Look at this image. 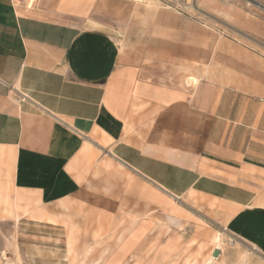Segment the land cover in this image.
Here are the masks:
<instances>
[{"label": "crops", "instance_id": "1", "mask_svg": "<svg viewBox=\"0 0 264 264\" xmlns=\"http://www.w3.org/2000/svg\"><path fill=\"white\" fill-rule=\"evenodd\" d=\"M125 37L208 70L152 83L111 29L0 0V228L56 224L92 264H180L200 243L202 264H264V100L226 81L207 24L165 13Z\"/></svg>", "mask_w": 264, "mask_h": 264}, {"label": "rangeland", "instance_id": "2", "mask_svg": "<svg viewBox=\"0 0 264 264\" xmlns=\"http://www.w3.org/2000/svg\"><path fill=\"white\" fill-rule=\"evenodd\" d=\"M16 4L22 13L42 18L67 23L96 21L122 41H126L125 33L132 26L149 25L159 14L174 13L204 28L207 24L220 34L216 43L222 50L213 59L221 62L219 68L226 81L264 100V0H16ZM135 37L138 40V34ZM134 43L129 46L123 41L124 49L130 48L128 53L152 83L192 89L203 68L204 72L208 70L207 64L171 60ZM205 217L207 224L216 225L209 242L214 239L221 245L223 238L229 239L230 232L214 220L215 213ZM58 228L56 224L29 220L3 223L0 245L5 264H92L85 256L93 251L82 253L83 246L77 239H70L69 230ZM218 232L222 233L220 241L216 240ZM205 246L208 243H200L180 264H202Z\"/></svg>", "mask_w": 264, "mask_h": 264}, {"label": "water", "instance_id": "3", "mask_svg": "<svg viewBox=\"0 0 264 264\" xmlns=\"http://www.w3.org/2000/svg\"><path fill=\"white\" fill-rule=\"evenodd\" d=\"M218 255H219V251L216 250V251L213 253V256H214V257H217Z\"/></svg>", "mask_w": 264, "mask_h": 264}, {"label": "bare ground", "instance_id": "4", "mask_svg": "<svg viewBox=\"0 0 264 264\" xmlns=\"http://www.w3.org/2000/svg\"><path fill=\"white\" fill-rule=\"evenodd\" d=\"M216 240L217 241H220L221 240V234L219 233L218 236L216 237ZM219 243V242H218Z\"/></svg>", "mask_w": 264, "mask_h": 264}]
</instances>
